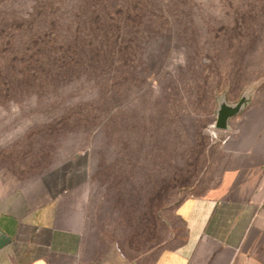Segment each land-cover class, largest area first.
Masks as SVG:
<instances>
[{
    "label": "rangeland",
    "instance_id": "rangeland-1",
    "mask_svg": "<svg viewBox=\"0 0 264 264\" xmlns=\"http://www.w3.org/2000/svg\"><path fill=\"white\" fill-rule=\"evenodd\" d=\"M244 92L264 102V0H0V197L84 194L92 237L148 264Z\"/></svg>",
    "mask_w": 264,
    "mask_h": 264
},
{
    "label": "crops",
    "instance_id": "crops-1",
    "mask_svg": "<svg viewBox=\"0 0 264 264\" xmlns=\"http://www.w3.org/2000/svg\"><path fill=\"white\" fill-rule=\"evenodd\" d=\"M256 99L218 132L212 185L174 210L182 241L148 264H264V102ZM51 187L0 197V264H146L92 237L84 194Z\"/></svg>",
    "mask_w": 264,
    "mask_h": 264
},
{
    "label": "water",
    "instance_id": "water-1",
    "mask_svg": "<svg viewBox=\"0 0 264 264\" xmlns=\"http://www.w3.org/2000/svg\"><path fill=\"white\" fill-rule=\"evenodd\" d=\"M247 100V92H244L235 104H228L225 101L219 102L213 128L217 132L228 131L229 120L240 114L244 109Z\"/></svg>",
    "mask_w": 264,
    "mask_h": 264
},
{
    "label": "trees",
    "instance_id": "trees-1",
    "mask_svg": "<svg viewBox=\"0 0 264 264\" xmlns=\"http://www.w3.org/2000/svg\"><path fill=\"white\" fill-rule=\"evenodd\" d=\"M101 2L103 3V2H105V0H101ZM104 8L105 7H102V9H104ZM94 9L97 10L98 8H94ZM118 14H119V10L114 8V9H110L109 14H107L106 17L109 18V20H112V18ZM96 16L99 17L100 16L99 13H96Z\"/></svg>",
    "mask_w": 264,
    "mask_h": 264
},
{
    "label": "built area",
    "instance_id": "built-area-1",
    "mask_svg": "<svg viewBox=\"0 0 264 264\" xmlns=\"http://www.w3.org/2000/svg\"><path fill=\"white\" fill-rule=\"evenodd\" d=\"M212 129H213V126H212Z\"/></svg>",
    "mask_w": 264,
    "mask_h": 264
}]
</instances>
